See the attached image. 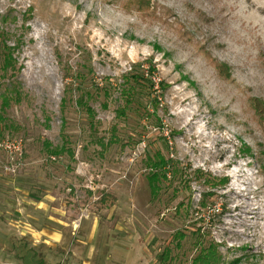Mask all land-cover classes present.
<instances>
[{
  "label": "rangeland",
  "instance_id": "rangeland-1",
  "mask_svg": "<svg viewBox=\"0 0 264 264\" xmlns=\"http://www.w3.org/2000/svg\"><path fill=\"white\" fill-rule=\"evenodd\" d=\"M0 31L24 93L5 112L24 132L0 133L24 146L0 171V264H192L209 244L213 264H264V0H0ZM138 76L144 106L117 118ZM156 151L178 173L154 198Z\"/></svg>",
  "mask_w": 264,
  "mask_h": 264
},
{
  "label": "trees",
  "instance_id": "trees-1",
  "mask_svg": "<svg viewBox=\"0 0 264 264\" xmlns=\"http://www.w3.org/2000/svg\"><path fill=\"white\" fill-rule=\"evenodd\" d=\"M10 34L7 31H0V133L9 132L11 134H22L23 129L14 123H10L7 125L5 120V112L8 107L12 104H19L22 98L24 97V93L18 81V77L21 73V68L17 65V61L15 58V51L21 45L20 41H16L13 46L9 45L10 42ZM143 77H135L131 78V80H126L125 85L121 86L119 99L121 100V105L116 110L117 118H125L128 115H132V111L141 110L144 106L143 97L137 93V90L142 89L141 81ZM146 84V82H144ZM98 93L96 96L103 95V97L108 98L110 88L107 85H101V88L95 87ZM94 94L91 91L85 92L76 103L90 118V128H93V111L88 105V99L93 98ZM103 107L106 109L107 105L103 104ZM259 113H264V110H259ZM149 114V113H148ZM149 116V115H148ZM97 143L100 145L102 149H106L111 144L121 143L116 134H113L107 143H104L103 139H98ZM108 144V145H107ZM107 145V146H106ZM123 146V145H122ZM47 147V146H46ZM62 146L60 151H49L46 148V151L51 155L69 153L70 157H73V153L69 149H65ZM49 154V155H50ZM51 158V157H50ZM142 161L143 166L145 167L146 181L148 184V189L150 194L155 198L157 194L163 191L162 188L165 187L166 180L168 174L177 175L178 170L176 166L172 164L169 159H166L164 155L160 151H156L153 155H145ZM225 180V179H224ZM227 180V179H226ZM99 202L101 204H110L112 206L115 202V197L108 195L106 193L101 194ZM202 208H205V205H201ZM177 240H182L185 238L183 233L176 234ZM175 235V238H176ZM181 244L178 241V244L175 245L176 250H180ZM216 246L209 244L208 247L201 245L197 246L198 254L194 259L192 264H213L214 258L216 256ZM173 251V250H172ZM170 253L169 250L164 251L160 254V263L166 264L167 255ZM174 260L172 258L170 261Z\"/></svg>",
  "mask_w": 264,
  "mask_h": 264
},
{
  "label": "built area",
  "instance_id": "built-area-1",
  "mask_svg": "<svg viewBox=\"0 0 264 264\" xmlns=\"http://www.w3.org/2000/svg\"><path fill=\"white\" fill-rule=\"evenodd\" d=\"M24 161V146L21 140L0 139V171L15 176Z\"/></svg>",
  "mask_w": 264,
  "mask_h": 264
},
{
  "label": "crops",
  "instance_id": "crops-1",
  "mask_svg": "<svg viewBox=\"0 0 264 264\" xmlns=\"http://www.w3.org/2000/svg\"><path fill=\"white\" fill-rule=\"evenodd\" d=\"M45 219H46L45 221H46V224L47 225L53 224L55 222V219L53 218V216L51 215V213H49V215H48V212L46 213V218ZM56 222L61 226L60 228H62L63 226H65V223L62 222V221H56ZM82 222H84V221L81 219L80 222H79V224H82ZM44 230H45V236H47L49 238H52V239L53 238H60V233L61 232L56 233V232H54L53 229H48V228H46ZM37 234H38V232H37ZM44 244L46 245V243H44Z\"/></svg>",
  "mask_w": 264,
  "mask_h": 264
}]
</instances>
